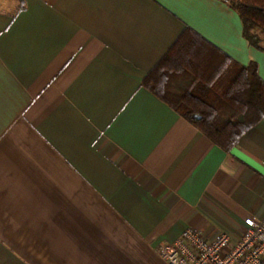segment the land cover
<instances>
[{
  "label": "crops",
  "instance_id": "obj_1",
  "mask_svg": "<svg viewBox=\"0 0 264 264\" xmlns=\"http://www.w3.org/2000/svg\"><path fill=\"white\" fill-rule=\"evenodd\" d=\"M0 4V264H167L264 221V117L226 150L143 84L188 29L264 80L227 2Z\"/></svg>",
  "mask_w": 264,
  "mask_h": 264
},
{
  "label": "trees",
  "instance_id": "obj_2",
  "mask_svg": "<svg viewBox=\"0 0 264 264\" xmlns=\"http://www.w3.org/2000/svg\"><path fill=\"white\" fill-rule=\"evenodd\" d=\"M224 1L241 16L249 43L264 50V0ZM209 46L186 30L143 84L228 150L264 117V80L255 62L243 66L216 52L218 58Z\"/></svg>",
  "mask_w": 264,
  "mask_h": 264
},
{
  "label": "built area",
  "instance_id": "obj_3",
  "mask_svg": "<svg viewBox=\"0 0 264 264\" xmlns=\"http://www.w3.org/2000/svg\"><path fill=\"white\" fill-rule=\"evenodd\" d=\"M244 223L237 240L227 232L208 237L203 230L188 227L156 250L167 264H264V221L249 216Z\"/></svg>",
  "mask_w": 264,
  "mask_h": 264
},
{
  "label": "rangeland",
  "instance_id": "obj_4",
  "mask_svg": "<svg viewBox=\"0 0 264 264\" xmlns=\"http://www.w3.org/2000/svg\"><path fill=\"white\" fill-rule=\"evenodd\" d=\"M8 1V0H7ZM2 6V4H0Z\"/></svg>",
  "mask_w": 264,
  "mask_h": 264
}]
</instances>
